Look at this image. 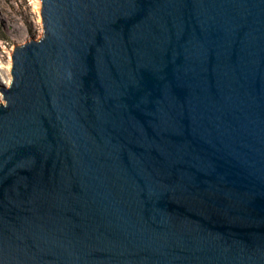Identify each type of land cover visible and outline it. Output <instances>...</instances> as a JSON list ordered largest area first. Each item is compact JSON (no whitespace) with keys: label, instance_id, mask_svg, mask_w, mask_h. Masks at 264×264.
<instances>
[{"label":"water","instance_id":"obj_1","mask_svg":"<svg viewBox=\"0 0 264 264\" xmlns=\"http://www.w3.org/2000/svg\"><path fill=\"white\" fill-rule=\"evenodd\" d=\"M0 104V264H264V0H41Z\"/></svg>","mask_w":264,"mask_h":264},{"label":"rangeland","instance_id":"obj_2","mask_svg":"<svg viewBox=\"0 0 264 264\" xmlns=\"http://www.w3.org/2000/svg\"><path fill=\"white\" fill-rule=\"evenodd\" d=\"M38 2L39 0H0V90L8 89L12 84L11 82L7 86L3 80V75L7 73L6 66L11 60L10 55H12L13 66V55L18 47L44 37L43 19L36 11ZM40 2L42 5L41 0ZM11 22H15L16 26L24 31L25 36L18 39L12 38L6 28V25L12 24ZM0 104H6L1 92Z\"/></svg>","mask_w":264,"mask_h":264},{"label":"bare ground","instance_id":"obj_3","mask_svg":"<svg viewBox=\"0 0 264 264\" xmlns=\"http://www.w3.org/2000/svg\"><path fill=\"white\" fill-rule=\"evenodd\" d=\"M36 11H37L39 17L41 18V16H42V5H41L40 0L36 5ZM0 19H1V17H0ZM11 23L12 24H10L8 26L6 25V28L8 29L9 35L12 38L18 39L20 37L25 36L24 31L21 28L17 27L15 22H11ZM10 59L11 60H10L9 64L6 66L7 73L3 75V80L5 81L4 83L7 86L10 85V83L12 82V68H13V66H12V55H10Z\"/></svg>","mask_w":264,"mask_h":264}]
</instances>
